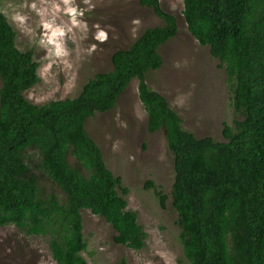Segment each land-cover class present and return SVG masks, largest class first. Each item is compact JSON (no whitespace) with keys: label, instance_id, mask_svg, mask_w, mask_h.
<instances>
[{"label":"trees","instance_id":"obj_1","mask_svg":"<svg viewBox=\"0 0 264 264\" xmlns=\"http://www.w3.org/2000/svg\"><path fill=\"white\" fill-rule=\"evenodd\" d=\"M138 2L164 24L115 51L112 70L95 74L78 96L44 104L24 95L40 80L39 63L32 50L17 48L16 32L0 14V227L46 236L56 264H87L82 210L112 225L115 244L145 246L147 234L128 209L129 189L86 127L137 78L147 129H163L173 154L170 197L184 264H264V0H183L188 31L224 69L239 117L223 122V140L184 129L168 100L148 86L149 71L163 63L159 48L178 27L159 0ZM43 176L62 198L44 193ZM144 187L165 207L167 195L153 181Z\"/></svg>","mask_w":264,"mask_h":264},{"label":"rangeland","instance_id":"obj_2","mask_svg":"<svg viewBox=\"0 0 264 264\" xmlns=\"http://www.w3.org/2000/svg\"><path fill=\"white\" fill-rule=\"evenodd\" d=\"M25 2L29 7L20 8ZM35 2L38 8L48 9L45 21L55 19V24L66 30L64 45L69 55L64 58L51 56L49 47L40 45L45 29L41 17L30 8ZM161 7L177 20L176 37L159 48L163 63L147 75L148 86L162 94L183 120V128L196 137L212 136L223 140V122L232 124L238 115L231 106V94L223 68L211 56L209 48L202 46L189 33L182 15L183 0H159ZM53 5L60 6L56 13ZM80 26H73L71 17L64 12L63 0H0V8L13 9L29 16L21 27L10 20L16 32V45L20 50H32L39 63V82L25 92L26 98L36 104L50 100L74 98L83 85L97 73L111 71V57L119 49H128L144 30L162 26L163 20L151 8L141 6L138 0H72ZM133 21H139L138 24ZM99 25V29L96 27ZM71 28L72 31L67 32ZM99 30L107 33L104 42L95 37ZM93 46L95 49L93 50ZM72 67L67 68L63 60ZM51 69L44 73L48 64ZM138 79L134 78L119 96L114 108L96 113L86 121L91 137L103 152L107 167L120 176L123 187L129 189L126 196L128 209L134 210L147 238L145 246L134 250L115 244L116 232L104 218L82 210L83 235L87 249L81 254L87 264H184L176 225V212L171 206V185L174 180L173 154L169 151L163 129L150 133L148 116L138 94ZM69 160L74 163L75 159ZM44 193L59 192L43 176ZM154 184L167 195L165 207L145 182ZM0 264H56L48 251L47 237L25 236L12 225L0 227Z\"/></svg>","mask_w":264,"mask_h":264},{"label":"clouds","instance_id":"obj_3","mask_svg":"<svg viewBox=\"0 0 264 264\" xmlns=\"http://www.w3.org/2000/svg\"><path fill=\"white\" fill-rule=\"evenodd\" d=\"M63 3L65 5L64 12L66 15L71 17L72 25L77 26V27L80 26V22L76 19V17L77 16H83L84 11L81 10L78 12L77 8L72 6V0H63ZM84 3L90 5V0H84ZM18 7L24 8V7H29V5L27 4V2H25L23 5H19ZM53 7H54L56 13L60 12L61 9H60L59 5H53ZM30 8L33 11H35L38 16H40L42 18L41 23H42L43 28L46 30L44 33V38L40 40V45H42L44 47L51 46V47H49V54L51 56H55V57H59V58L67 57L69 55V52L64 45V39H63L66 35L65 28L62 26L56 25L54 18L52 20H48V21H45L43 19V17H45V15L48 13L47 8H44V9L38 8L37 4L35 2L31 3ZM0 14L4 15L6 20H10L12 23H15L21 27L25 26L26 22L29 19L28 15L22 14V12L16 11L15 9H13L12 14L9 15V12L7 9L0 8ZM133 23L138 24L139 21H133ZM96 27L99 29V25H97ZM70 31H72V29L68 28L67 32H70ZM95 38L101 42H104L107 39V33L104 32L103 30H99ZM94 49H95V46H93V50ZM63 63L65 64V66L67 68L72 67L71 63L66 59L63 60ZM51 67H52V64L51 63L48 64L47 67H45L43 69V72L47 73L51 69ZM25 92H24V95H25ZM82 226H83V222H82ZM52 260H53V258H52Z\"/></svg>","mask_w":264,"mask_h":264}]
</instances>
